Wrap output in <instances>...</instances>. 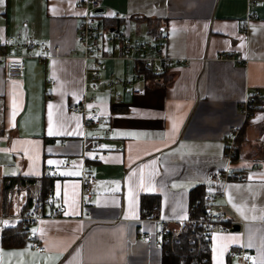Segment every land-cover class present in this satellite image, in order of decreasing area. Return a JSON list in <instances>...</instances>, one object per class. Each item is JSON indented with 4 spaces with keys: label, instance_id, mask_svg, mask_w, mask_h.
I'll use <instances>...</instances> for the list:
<instances>
[{
    "label": "crops",
    "instance_id": "obj_1",
    "mask_svg": "<svg viewBox=\"0 0 264 264\" xmlns=\"http://www.w3.org/2000/svg\"><path fill=\"white\" fill-rule=\"evenodd\" d=\"M76 1L0 0V37L22 33L58 47L51 58H25L18 78L8 79L0 66V177L29 179L14 210L28 195L43 214L29 225L23 245L0 247V264H161L157 232L190 219L189 193L197 186L222 189L224 197L206 210L239 225L237 231L212 226L204 264H238L233 252L239 248L249 264H264V0H102L100 28L117 25L112 15L121 12L132 41L162 43L167 36L166 54L188 63L175 64L158 85L145 82L138 95L117 86L114 98L106 89L109 75L132 79L135 68L104 60L96 90L86 92L100 123L86 127L67 110L83 97V64L72 56L80 50ZM254 90L262 95L240 130L232 167L239 176L208 188L207 174L226 164L225 134L241 125L239 103ZM106 125L110 135L102 132ZM84 138L100 139L107 151L92 165L93 199L85 211L79 180L50 171L79 156ZM44 191L59 197L62 213L45 202ZM150 201L155 220L148 218ZM143 233L153 240L140 241ZM29 241L45 251H34Z\"/></svg>",
    "mask_w": 264,
    "mask_h": 264
},
{
    "label": "built area",
    "instance_id": "obj_2",
    "mask_svg": "<svg viewBox=\"0 0 264 264\" xmlns=\"http://www.w3.org/2000/svg\"><path fill=\"white\" fill-rule=\"evenodd\" d=\"M76 9L81 10L80 22L76 32V42L80 47L79 52H73L72 56L81 59L83 64L82 70V87L83 97L80 103L71 104L67 110L78 115L83 119V124L86 127L88 124L99 125L100 116L95 110L94 99L86 96L88 90H96L97 79L100 70L103 69L104 60L124 61L130 63L135 70L132 74V79H122L111 73L109 80L106 82V89L113 92L114 98L120 97V92L116 91L117 86L122 87L123 90H129L132 95H138L142 92V85L147 82L146 71L150 72L153 76L161 77L166 72L171 71L172 67L176 65L187 64V59H173L166 54L165 43L167 36L161 37L162 43L153 41L134 42L131 40L126 26L125 20L127 17L121 12L113 13V17L120 22L115 26H108L102 29L98 25V19L102 17V0H78L74 3ZM250 17L248 16L243 24V28L249 27ZM24 49L25 54L12 53ZM58 52V47L53 50L43 43L32 40L27 34L16 33L14 35L0 37V66L3 67L5 76L8 79L18 78L21 76L25 66V58L27 57H46L51 58ZM52 84L53 82H49ZM259 90L250 91L245 94L244 98L239 103V113L242 117L241 125L232 126L223 138L224 144V157L226 160L225 167L220 170L212 171L207 174L208 188L213 185L222 186L225 184L232 172L231 158L234 154L235 141L238 137L242 124L247 120L251 114L255 103L261 98ZM104 135H110L112 128L110 126H102ZM107 155V151L103 147V143L98 138L82 139L81 153L77 157H65L60 165L50 168L51 173L62 177L77 178L80 183V205L81 209L85 211L86 206L92 201L93 197L91 189L95 184V178L92 174V165L95 162L101 161ZM259 163L260 161H256ZM239 176L238 173L234 174ZM224 197L223 190L216 193L205 191L203 200L209 203L216 198ZM45 202L50 204L54 202L57 204L56 211L62 213L64 206L60 204V199L57 195L47 194ZM144 211V210H143ZM43 217L41 205H32L22 214L11 213L9 215H0V247L2 231L9 227H18L19 231L26 232L29 225L39 221ZM155 220V218L148 217ZM225 221L217 214H213L206 210L202 217L197 219L179 220L176 223L174 230L170 231L165 242H168V251L175 254L174 246L180 245L178 235H184L183 228L186 224H193L198 228L196 231L188 233L189 246L187 252L184 254L186 257L192 259L193 264H202L205 258L201 254L203 244L209 239L210 231L213 225L223 224ZM228 227L231 228L232 224L236 221H229ZM27 233V232H26ZM161 238L155 242L161 245L162 234L161 231L157 232ZM140 241H151L153 236L150 233H143L139 235ZM30 247L38 252L43 253L45 248L36 242L29 241ZM201 259H195L197 255ZM238 257V264H249L250 257L245 253L243 248H239L233 252Z\"/></svg>",
    "mask_w": 264,
    "mask_h": 264
},
{
    "label": "trees",
    "instance_id": "obj_3",
    "mask_svg": "<svg viewBox=\"0 0 264 264\" xmlns=\"http://www.w3.org/2000/svg\"><path fill=\"white\" fill-rule=\"evenodd\" d=\"M146 77L147 81L150 82L152 85H158L159 79L155 76H153L150 72L146 71ZM242 129V127H241ZM240 129V130H241ZM243 141V137L239 131L238 137L235 141V149L234 154L231 158L232 165L238 160L241 144ZM29 180V179H28ZM28 180H24L22 177H0V215H9L12 212H16V214H22L26 211L27 208H29L32 205V198L30 196H26L27 202L24 203L20 209H16L17 203H20V198L24 196L23 190L25 189V183L30 182ZM32 182V181H31ZM27 192V191H26ZM46 195V191H44ZM205 193V189L202 186H197L193 188L189 193V202H190V209H189V216L190 219H197L202 217V215L205 213L207 209V203L203 200ZM47 196V195H46ZM147 198V196L141 197V205L144 204V200ZM147 211L150 213L151 218H156V205L155 202H149L147 204ZM155 206V209H154ZM153 208V209H152ZM144 210V209H143ZM143 212H146L144 210ZM155 216V217H154ZM223 226L228 227V223L224 222ZM198 227L193 224H186L183 228L184 235H178L179 238V244L175 245L174 250L175 254L168 251V242H165L167 239V235L165 232L167 231V226H162L159 230L162 234V242H161V264H193L192 259L190 257H186L184 254L187 252V247L189 244V238L188 233H191L192 231H196ZM169 234L170 231H167ZM30 239V238H29ZM28 234L26 232L19 231L18 227H9L5 228L2 231V237H1V246H21L25 243V241L29 240ZM168 240V239H167ZM208 240L204 242L203 244V252L201 254L202 258H205L207 261L208 258V250L207 245ZM200 254L195 257V259L200 260L201 259ZM205 261V262H206ZM203 262L202 264H204Z\"/></svg>",
    "mask_w": 264,
    "mask_h": 264
},
{
    "label": "water",
    "instance_id": "obj_4",
    "mask_svg": "<svg viewBox=\"0 0 264 264\" xmlns=\"http://www.w3.org/2000/svg\"><path fill=\"white\" fill-rule=\"evenodd\" d=\"M239 229V225L238 224H232V226H231V228H230V230L231 231H237ZM28 239H29V237H28Z\"/></svg>",
    "mask_w": 264,
    "mask_h": 264
},
{
    "label": "snow or ice",
    "instance_id": "obj_5",
    "mask_svg": "<svg viewBox=\"0 0 264 264\" xmlns=\"http://www.w3.org/2000/svg\"><path fill=\"white\" fill-rule=\"evenodd\" d=\"M49 134L51 135V134H53L52 133V129H51V127L49 128ZM49 163H53L52 161H49Z\"/></svg>",
    "mask_w": 264,
    "mask_h": 264
}]
</instances>
